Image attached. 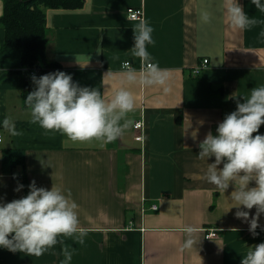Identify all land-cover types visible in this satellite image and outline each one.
I'll return each instance as SVG.
<instances>
[{"label":"crops","instance_id":"obj_1","mask_svg":"<svg viewBox=\"0 0 264 264\" xmlns=\"http://www.w3.org/2000/svg\"><path fill=\"white\" fill-rule=\"evenodd\" d=\"M223 3L85 0L74 11L46 9L41 67L71 73L81 86L99 88L105 97L120 86L122 62L142 67L131 54L133 25L147 19L154 28L148 51L169 74V91L131 85L136 100L127 115L131 126L110 143L74 142L31 121L29 106L22 103L23 80L34 89L31 71L36 68L39 77L40 66L23 68L17 51L2 49L0 25V122L11 116L19 132L11 135L0 124V197L11 201L26 195L33 180L48 189L61 187L78 203L81 225L90 229L84 244L64 238L63 245L41 256L0 247V264H60L64 246L74 249L71 264H241L249 249L264 241V230L258 227L253 236L249 224L236 217V207L230 208L236 203L229 198L234 185L224 192L210 184L204 176L207 163L197 157L200 141L209 131L215 134L236 108L233 94H250L264 84V23L237 29ZM240 3L249 16L264 21L251 0ZM128 8H140L141 18L130 19ZM2 11L0 0V16ZM203 58L207 66L194 75ZM136 120L143 122L141 142L133 137ZM259 132L264 133V124ZM7 150H16L19 158L8 162ZM20 183L24 188L14 191ZM259 219L264 226V214ZM187 224L200 229L191 249L182 247L185 233L175 230ZM210 230L217 235L207 238Z\"/></svg>","mask_w":264,"mask_h":264},{"label":"clouds","instance_id":"obj_2","mask_svg":"<svg viewBox=\"0 0 264 264\" xmlns=\"http://www.w3.org/2000/svg\"><path fill=\"white\" fill-rule=\"evenodd\" d=\"M251 3L264 12V0H251ZM223 12L230 25L237 29L264 23L249 16L240 0H224ZM203 19H209L206 12ZM133 28L131 54L142 60V67H133L131 60L122 62L117 77L120 86L112 96L105 97L96 87L81 86L71 73L63 70L39 77L33 74L35 88L26 97L31 121L47 131H59L74 142L95 139L110 143L119 139L131 126L127 115L136 107L131 85H161L165 92L169 91V74L158 66L148 51V45L155 43L153 26L147 19H141ZM87 63H80V66ZM232 98L236 108L218 123L215 134L209 131L200 141L197 157L207 163L204 176L210 184L224 192L230 184L234 185L229 198L236 203L230 208L236 207V217L247 222L249 231L256 236L259 235L258 227L264 230L259 219L264 214V133L259 132L264 124V84L252 88L250 94H233ZM0 124L11 135L19 134L11 116L5 117ZM212 157L214 160L209 163ZM253 180L255 185L250 186ZM22 188L24 185L20 183L14 191ZM28 188L26 195L11 201L0 197V247L41 256L57 243L63 245L64 238L85 243L90 229L81 225L78 203L71 198L70 191L54 185L50 189L37 186L34 180ZM254 206L255 212L251 213ZM175 230L185 233L183 248L191 249L197 243L198 226L187 224ZM73 254L74 249L64 246L60 264H71ZM241 264H264V241L250 248Z\"/></svg>","mask_w":264,"mask_h":264},{"label":"trees","instance_id":"obj_3","mask_svg":"<svg viewBox=\"0 0 264 264\" xmlns=\"http://www.w3.org/2000/svg\"><path fill=\"white\" fill-rule=\"evenodd\" d=\"M84 2L85 0H3L0 25L5 38L2 49L17 51L23 68L40 66L36 73L39 76L50 72L52 68H42L40 64L44 60L48 41L45 11L48 8L74 11L81 9ZM31 90L33 88L30 83L23 80L22 103L25 106H28L26 97ZM15 157L19 158L16 150L4 152L3 158L8 162H14Z\"/></svg>","mask_w":264,"mask_h":264},{"label":"built area","instance_id":"obj_4","mask_svg":"<svg viewBox=\"0 0 264 264\" xmlns=\"http://www.w3.org/2000/svg\"><path fill=\"white\" fill-rule=\"evenodd\" d=\"M127 14L130 19L138 20L141 18L142 10L140 8H128ZM208 64V59L203 58L193 69V74L198 75L200 71L205 68ZM36 71V68H35ZM35 71H31V74H34ZM133 131H134V139L138 142H141L143 140V122L141 120H136L133 123ZM155 207V206H153ZM217 234L215 230H210L206 233V237H215Z\"/></svg>","mask_w":264,"mask_h":264}]
</instances>
